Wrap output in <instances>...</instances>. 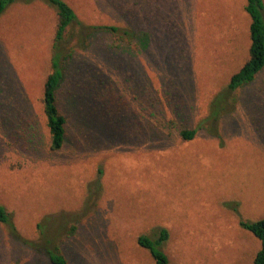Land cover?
Returning <instances> with one entry per match:
<instances>
[{
	"label": "rangeland",
	"instance_id": "rangeland-1",
	"mask_svg": "<svg viewBox=\"0 0 264 264\" xmlns=\"http://www.w3.org/2000/svg\"><path fill=\"white\" fill-rule=\"evenodd\" d=\"M63 1L133 38L116 49L96 32L76 54L53 152L41 96L56 13L16 0L0 16V205L20 237L44 229L68 264H154L137 238L164 228L169 264H252L260 244L239 221L264 217V69L206 121L248 58L245 0ZM0 264L48 263L0 225Z\"/></svg>",
	"mask_w": 264,
	"mask_h": 264
},
{
	"label": "trees",
	"instance_id": "trees-1",
	"mask_svg": "<svg viewBox=\"0 0 264 264\" xmlns=\"http://www.w3.org/2000/svg\"><path fill=\"white\" fill-rule=\"evenodd\" d=\"M16 0H0V16ZM56 13V27L51 44L50 72L46 76L41 96L42 111L49 134V148L53 152L59 151L67 138V118L58 107V91L67 75V68L74 60L79 50L85 51L90 45V39L96 32H104L111 37L112 46L116 49L121 43L130 42L133 33L117 26H85L77 20L72 8L63 0H42ZM249 18V49L248 58L242 67L231 75L227 90L216 99L212 111L206 121L217 120L225 114L224 95L230 96L237 89L252 83L255 77L264 69V1L245 0L243 8ZM122 48V47H121ZM233 101V98H231ZM216 127V125H215ZM197 133V128L182 130L179 134L185 141H190ZM0 225L6 227L12 240L38 255H42L48 264H68L61 254L59 246L50 240L48 232L40 228V235L36 240H27L18 234L11 216L0 205ZM241 229L249 232L259 241L260 247L256 252L253 264H264V217L254 221H239ZM168 231L157 229L152 235H141L137 238V245L149 252L154 264H169L163 251V245L168 240Z\"/></svg>",
	"mask_w": 264,
	"mask_h": 264
},
{
	"label": "crops",
	"instance_id": "crops-1",
	"mask_svg": "<svg viewBox=\"0 0 264 264\" xmlns=\"http://www.w3.org/2000/svg\"><path fill=\"white\" fill-rule=\"evenodd\" d=\"M252 264H253V260H252Z\"/></svg>",
	"mask_w": 264,
	"mask_h": 264
}]
</instances>
